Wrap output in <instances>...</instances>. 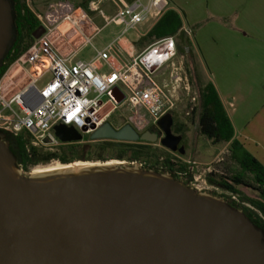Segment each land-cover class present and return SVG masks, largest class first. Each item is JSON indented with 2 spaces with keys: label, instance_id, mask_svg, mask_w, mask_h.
I'll use <instances>...</instances> for the list:
<instances>
[{
  "label": "water",
  "instance_id": "95a60500",
  "mask_svg": "<svg viewBox=\"0 0 264 264\" xmlns=\"http://www.w3.org/2000/svg\"><path fill=\"white\" fill-rule=\"evenodd\" d=\"M15 37L0 0V67ZM54 129L62 142L83 137ZM90 137L158 140L109 121ZM109 162L26 172L0 129V264H264V230L242 209L169 172Z\"/></svg>",
  "mask_w": 264,
  "mask_h": 264
},
{
  "label": "built area",
  "instance_id": "2783aa9c",
  "mask_svg": "<svg viewBox=\"0 0 264 264\" xmlns=\"http://www.w3.org/2000/svg\"><path fill=\"white\" fill-rule=\"evenodd\" d=\"M101 1L91 0L89 9L98 11L106 26L121 27L106 45L94 46L93 38L101 29L94 25L88 11L69 0L53 1L45 12L36 15L43 34L34 38L0 77V129L14 136L25 134L31 138L27 147L50 146L54 151L63 143L54 129L59 124L82 134V139L74 142H134L85 136L104 122L111 123L117 112L120 121L111 123L115 128L130 123L142 133L176 110L179 90L190 95L191 77L185 69V55L179 53L177 34L155 39L139 51L127 38L142 23L157 21L169 8L168 0H113L116 11L110 17L99 7ZM182 29L191 37L190 28ZM78 37L83 44L94 46L95 54L89 59H77V50L66 51L59 45V41L72 44ZM114 89L121 97L119 102L111 94ZM197 99V95L190 97L192 106ZM120 162L144 166L138 161ZM192 172L190 166L178 174L190 178L191 184L202 190L206 181L199 183L200 177ZM229 195L250 206L239 202L237 193Z\"/></svg>",
  "mask_w": 264,
  "mask_h": 264
},
{
  "label": "trees",
  "instance_id": "16d2710c",
  "mask_svg": "<svg viewBox=\"0 0 264 264\" xmlns=\"http://www.w3.org/2000/svg\"><path fill=\"white\" fill-rule=\"evenodd\" d=\"M90 1L82 0L77 5L84 8L89 14H93L89 9ZM11 2L16 37L2 60L0 77L13 61L28 49L34 40L33 34L40 27L39 20L28 5L27 0H11ZM182 27L183 19L181 14L174 8H168L152 28L140 37L137 45L146 46L155 39L177 34L179 50L184 53L189 52L190 56H194L191 40ZM198 102L197 130L199 134L204 135L213 144L229 142L232 159L249 169L254 174L255 181L261 187H264V165L247 150H243L242 155L238 154L237 150L241 149L243 145L234 138L233 125L212 82H207L200 86ZM182 127L181 125L178 130H182ZM4 132L11 143V150L17 157L18 165L26 172L36 165L45 164L53 160H58L63 164H70L77 160L109 161L117 159L120 161H144V168L159 172H169L178 179L181 177L177 173L187 169L185 164L174 162L170 158H161L147 146L145 141L63 142L54 151H41L37 147H27L29 139L25 134L14 136L5 130ZM208 180L211 183L215 182L211 178V174L208 175ZM185 181L191 184L190 178ZM224 189L239 194L242 201L251 204L256 209H252L242 203L233 202L229 198L226 199L234 207L242 209L256 226L264 230V191L259 197H249L232 186H224Z\"/></svg>",
  "mask_w": 264,
  "mask_h": 264
},
{
  "label": "crops",
  "instance_id": "0c3cea01",
  "mask_svg": "<svg viewBox=\"0 0 264 264\" xmlns=\"http://www.w3.org/2000/svg\"><path fill=\"white\" fill-rule=\"evenodd\" d=\"M169 2V8L181 14L183 26L218 28L213 34L200 31L195 49L208 59L211 72L207 82H212L219 94L233 125L234 138L264 165L259 157L264 153L249 149L248 143L251 139L264 140V0ZM155 22H144L129 32L132 37L127 36L128 41L137 51L144 47L137 41ZM260 145L254 143L256 149Z\"/></svg>",
  "mask_w": 264,
  "mask_h": 264
},
{
  "label": "rangeland",
  "instance_id": "374dc122",
  "mask_svg": "<svg viewBox=\"0 0 264 264\" xmlns=\"http://www.w3.org/2000/svg\"><path fill=\"white\" fill-rule=\"evenodd\" d=\"M53 1H58V0H27L28 5L36 15L45 12L48 4ZM69 1L74 3L75 6H78L77 3L81 2L82 0H69ZM115 1L119 2V0H115ZM169 6H170V2H169ZM99 7L105 12L107 17L112 16L116 11V6L113 4V0H103L99 4ZM92 12L93 14H90L89 17L91 18L94 25L101 29L100 33L93 38V43L94 46L96 45L97 47L100 48L106 45L109 41H111L114 35L121 30V27H118L114 24H109L106 26L107 22L105 18L102 15H100V13L96 10ZM188 26L189 25H187L186 27ZM188 28L192 30L191 37L189 38L191 40V45L194 49L195 54L194 56H190L189 52L184 53L180 50L179 53L185 55L184 58L185 69L187 70V73L191 77L190 80L192 86H191L190 95H187V93H185L183 90H179L180 101L178 102V106L174 111V113L181 120V125L183 126L182 128L187 134V137L189 139L188 147H190L192 138L196 139L194 142L196 145L194 149L195 151H191V149H188L186 154H179L170 150L168 147L164 146L159 141L147 142L146 144L147 146H149V148H151L153 152H155L161 158H170L174 162L185 164L187 169H189L190 166H193L192 175L196 177H200L199 183L203 184L202 180H205L206 183H204L203 185L209 187V189L207 190L209 191L216 190V192L218 193L228 194L227 192L221 189H215L213 186H211L210 183L207 181V175L209 173H213V177L217 178L216 174L218 175L224 174L230 176L239 172L240 170L239 165L231 157L230 143L223 142L220 144H213L204 135L199 134L197 130V108L199 102L197 99V101H195L194 106H192V104L189 102V99L192 95H197L198 97L200 86H202L207 82L208 74L209 72H211V67L209 65L208 59L205 56L201 55L200 53L198 54L197 50L195 49L197 48L195 42L197 39V35L200 31L203 32L204 30L208 31L209 34H213L215 33V31H217L218 28H213V27L203 28L202 24L189 26ZM222 31H225L227 33V29L225 28H223ZM127 36L132 37L130 33H128ZM59 43H60L59 45H61L62 48H64V50L66 51H71L73 49L77 50V55H76L77 59H89L95 54L94 46L90 43L83 44V39L82 38L80 39V37L75 39L74 43L72 44L68 42H60V41ZM165 77H167V75ZM191 107H194V109L192 110ZM110 121L114 125L118 124V122L120 121L119 112L115 113ZM26 137L29 139V141L31 140V138H29L28 136ZM85 137L89 138L90 136H85ZM255 142L256 143L259 142L261 144L257 149L254 147ZM248 143H249V149L251 150L253 149V151H262V153H264V140L260 138L251 139ZM39 149L41 151H50V150L52 151L53 147L41 146L39 147ZM243 150L249 151L248 148L245 146L237 150L238 154L242 155ZM259 157L261 159L262 158L264 159V155H259ZM109 161H120V160L114 159ZM187 161H191L192 163L189 164L187 163ZM75 162L105 163L108 161L77 160ZM141 162L144 163V161ZM59 165H65V164H63L58 160H53L45 164L42 163L36 165L32 167L31 170L28 172H32L35 169H43V168L55 167ZM244 178L249 183L254 184V181L250 175H244ZM242 192L246 196L254 197V193L251 191L243 189Z\"/></svg>",
  "mask_w": 264,
  "mask_h": 264
},
{
  "label": "flooded vegetation",
  "instance_id": "af4514ba",
  "mask_svg": "<svg viewBox=\"0 0 264 264\" xmlns=\"http://www.w3.org/2000/svg\"><path fill=\"white\" fill-rule=\"evenodd\" d=\"M170 114L171 116V121H170V117L166 116ZM179 127H181V120L179 119V117L174 113V112H170L165 114L164 116H162L155 125H151L148 128H146L144 131H150L152 133L157 134L158 136V140L159 142H161L162 139L165 138V141L167 142V144L169 145V149L179 153V154H186L188 149H191V151H195V140L194 138H192L191 140V144L190 147H188L189 145V139L187 137L186 132L182 129V130H178ZM143 131V132H144ZM169 133V135L167 136L166 133ZM10 147H11V143H10ZM237 164L239 165V172L233 174V175H224V174H216L217 178L213 177V173H209L211 174V178L213 180H215L214 183L209 182L208 180V175H207V181L210 183L211 186H213L215 189H221L225 192H227L228 194L225 193H218L216 192V190H207L209 189L208 186H204V188L202 190L207 191L213 195H216L218 197H221L223 199H227L229 198L231 201L238 203L236 200L232 199L229 195V193H231L230 191H227L224 189V186H232L235 187L239 190H248L254 193V197H259L263 191H264V187H261L256 181H255V176L254 174L247 168H245L244 165H241L240 163L237 162ZM178 174V173H177ZM179 175V174H178ZM244 175H250L254 181L253 183H249L245 178ZM180 176V175H179ZM182 180H186L187 177L185 176H180ZM193 185V184H191ZM239 195V194H238ZM239 202H244L241 199V196L239 195L238 197ZM247 203V202H246ZM249 204V203H248ZM250 208L255 209L251 204H249ZM247 206V205H246ZM256 210V209H255Z\"/></svg>",
  "mask_w": 264,
  "mask_h": 264
},
{
  "label": "bare ground",
  "instance_id": "6f19581e",
  "mask_svg": "<svg viewBox=\"0 0 264 264\" xmlns=\"http://www.w3.org/2000/svg\"><path fill=\"white\" fill-rule=\"evenodd\" d=\"M109 163H122V162H120V161H110ZM90 164H98V163L75 162V163L59 165V166H55V167H49V168H43V169H35V170H33V172L36 173V172H43V171H49V170H54V169H60V168H67V167H72V166H85V165H90Z\"/></svg>",
  "mask_w": 264,
  "mask_h": 264
}]
</instances>
